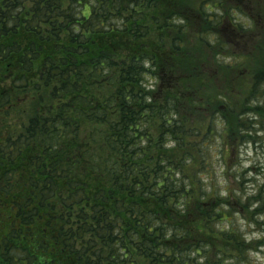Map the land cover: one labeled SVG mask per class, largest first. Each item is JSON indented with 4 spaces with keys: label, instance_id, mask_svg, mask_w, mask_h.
<instances>
[{
    "label": "trees",
    "instance_id": "obj_1",
    "mask_svg": "<svg viewBox=\"0 0 264 264\" xmlns=\"http://www.w3.org/2000/svg\"><path fill=\"white\" fill-rule=\"evenodd\" d=\"M236 10L0 0V110L20 91L32 103L22 131H0V264H259L238 220L264 199L225 202L216 170L252 133L221 122L264 84L257 55H234L254 63L253 82L243 107L221 97V29L248 32ZM191 36L217 64L191 53ZM255 108L264 116V96Z\"/></svg>",
    "mask_w": 264,
    "mask_h": 264
},
{
    "label": "rangeland",
    "instance_id": "obj_2",
    "mask_svg": "<svg viewBox=\"0 0 264 264\" xmlns=\"http://www.w3.org/2000/svg\"><path fill=\"white\" fill-rule=\"evenodd\" d=\"M239 1L245 13L237 11L236 14L234 13L235 17L234 14H232V17L234 20H237L239 24H248V32L239 37L237 34L231 36V31L228 29H223L224 31L221 29V56H219V58L221 59L222 75L221 97L229 95L228 98L237 107H243L242 104L247 90L253 82L252 79H249L250 75L244 67H254V63L264 67V0ZM198 22L197 20H192L194 26L198 25ZM208 38H210V36ZM211 39H214V37H211ZM258 44L261 46L260 48L257 47ZM199 45L200 43L196 41L194 36L189 38L188 46L192 54L217 64L218 54L213 52L208 44H205L204 49L198 47ZM250 51H252L254 55H257L259 63L257 61H254V63H247L241 59L235 61L233 58L234 55H248ZM230 65L236 67H230ZM244 74L245 76L241 78ZM259 92L257 97L248 98L247 104H249V107H243L244 109L247 108V114L245 116L238 119V115L242 110L237 108L238 111L241 112L236 111V114L235 111L233 113L228 111L227 117L224 116L226 121L224 123L221 122V128H225L226 124L231 122L233 124L238 123L241 129H252L251 135H246L244 139L242 138L243 141L237 143L236 146H234L233 143L230 145L228 153H223L226 154L227 157L232 154L231 160L227 166L224 165L225 161L222 158V154L221 170L219 167H216V170L221 174V192L222 195L225 194V199L223 198L225 202H232L233 199H235L234 202L238 204L237 198L239 197L242 198L245 204L251 202L254 198H256V200L264 199V192H256V188L264 189V116L255 108L261 96H264V84L261 92ZM18 93L19 100L17 102L13 99V104L0 110V131L5 134H7V132L18 134V132L22 131L24 124L27 123L28 117L32 112L30 109L32 103L25 96V94L28 93L25 91H20ZM29 94L31 95L33 93L29 92ZM227 167L228 169L226 170ZM235 175H238L240 179L235 178ZM242 181L244 182V191L241 190ZM240 214L249 217L248 219L247 217L239 216L238 224L243 229L244 233L251 238H256L255 241L258 243L257 246L260 247V251L255 253L257 258L256 261L259 262V264H264V210L262 212H253L249 210V213L241 212ZM253 255L254 253L252 256Z\"/></svg>",
    "mask_w": 264,
    "mask_h": 264
}]
</instances>
